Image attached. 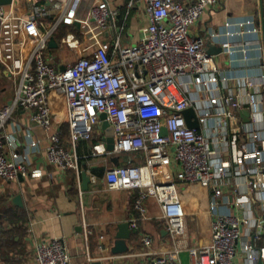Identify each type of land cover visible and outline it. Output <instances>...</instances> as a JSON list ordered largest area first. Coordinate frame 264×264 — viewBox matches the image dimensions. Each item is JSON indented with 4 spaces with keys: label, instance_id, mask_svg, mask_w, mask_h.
<instances>
[{
    "label": "built area",
    "instance_id": "obj_1",
    "mask_svg": "<svg viewBox=\"0 0 264 264\" xmlns=\"http://www.w3.org/2000/svg\"><path fill=\"white\" fill-rule=\"evenodd\" d=\"M142 1L147 25L136 44H122L109 0L91 3V19L100 29L113 30L115 38L109 46H98L89 54L74 46L77 58L66 63L64 70L47 54L57 23L44 26V9L38 7L30 15L16 16L0 5L7 57L20 74L13 100L0 106V130L15 109L29 110V148L44 154L59 173H80L77 147L81 140L92 139L93 127L101 123L100 113L105 112L114 129V149L109 151L102 140L94 145L92 155L145 154V162L133 164L129 160L112 166L104 178L108 190L135 192L138 216L129 222L131 228L137 229V220L147 218L146 200L154 198L161 206L170 238L176 242L186 229L180 184H199L211 190L208 208L214 218L211 241L187 248L191 264H234L239 250L247 264L259 260L264 264V72L259 78L240 76L236 88H231L227 85L230 77L208 53L204 37L190 33V28L220 0ZM55 5L62 6L63 0H56ZM225 25L237 26L238 30L211 36L259 31L255 18L227 21ZM21 33L33 39L24 58L15 56L16 38ZM68 36L74 39V35ZM222 46L229 54L240 48L248 59V45L227 39ZM52 94L65 103L67 139L64 121L54 125ZM186 110L191 111L190 120L197 121L198 128L188 124ZM245 111L248 115H243ZM18 146L11 134L0 136V178L5 181L29 174L28 155ZM90 177L97 179L94 174ZM226 190L231 192L230 205L243 210L240 216L217 211ZM141 239L144 254L150 256L148 264H182L181 247L150 251L152 236L144 233ZM34 261L69 264L64 239L36 238Z\"/></svg>",
    "mask_w": 264,
    "mask_h": 264
},
{
    "label": "crops",
    "instance_id": "obj_2",
    "mask_svg": "<svg viewBox=\"0 0 264 264\" xmlns=\"http://www.w3.org/2000/svg\"><path fill=\"white\" fill-rule=\"evenodd\" d=\"M55 1L12 0L10 4L2 6L7 13H14L16 16L30 15L41 7L45 12L41 19L44 26L50 27L57 23L53 36L59 41V46L57 48L49 46L47 54L58 67L66 64L64 57L61 58L64 49L61 40L67 33H77L83 42L85 54L91 53L98 46H109L114 40L116 33L113 30L100 29L89 16V6L96 0H63L60 7L55 5ZM180 1L186 3L188 0ZM261 1L264 5V0H220L190 28L192 35L204 37L208 53L215 57L220 70L230 77L227 85L231 88H236L237 78L240 76L259 78L264 72ZM109 2L116 12L114 18L120 29L118 32L121 34L122 44L138 42L147 25L143 1L109 0ZM252 18H255L259 26L257 33L232 36L224 34L220 38L211 36L212 33L238 30L237 26H226L227 21L241 22ZM44 29L42 27L43 31ZM227 39L236 45H248V59L244 57L240 48L233 54L227 53L222 46V41ZM32 45L33 39L21 33L16 38L15 56L24 58ZM74 54L76 55L75 51ZM10 59L7 57L0 27V106L13 100L19 85L20 74L14 70ZM52 100L55 111L54 125L58 126L59 121H64L62 122L64 128L67 123L65 103L60 98H54L53 94ZM30 116L29 110L15 109L11 119L0 130L1 137L11 134L17 138L18 150L28 155L30 163L28 176L11 181L0 178V264H35L36 238L41 240L63 238L70 255L69 264H148L150 256L144 254L145 247L141 239L144 233L150 234L153 238L150 251H170L175 247H181L180 262L191 264L192 258L187 248L207 245L211 241V221L214 213L211 214L208 208L211 197V190L208 187L199 184H193L191 187L180 184L182 201L186 209V229L176 242L170 238L161 206L154 198L146 200L148 216L137 220V229L129 225L121 230V224L130 222L132 218L138 216L134 208L135 192L129 189L108 190L104 180L106 170L112 166L126 164L129 160L133 164L143 163L145 154L136 151L120 155L108 153L92 155L94 145L106 140L101 120V123L93 127L92 139L81 140L77 147V152L81 156L80 173L74 170L59 173L47 162L44 154L29 148L26 125L30 123ZM66 127L69 129L68 124ZM38 133L40 136L43 134L41 130ZM168 170L171 171V168ZM83 171L97 177L95 181L91 180L87 190L82 189ZM17 195H21L22 205L14 202ZM230 200L231 192L226 190L217 211L240 216L243 210L230 205ZM122 232L126 238H121ZM6 240H10L12 244H8ZM119 244L123 247L120 248ZM234 264H247L245 254L241 250L238 251Z\"/></svg>",
    "mask_w": 264,
    "mask_h": 264
},
{
    "label": "water",
    "instance_id": "obj_3",
    "mask_svg": "<svg viewBox=\"0 0 264 264\" xmlns=\"http://www.w3.org/2000/svg\"><path fill=\"white\" fill-rule=\"evenodd\" d=\"M12 2V0H0V4L1 5H6V4H10ZM261 12H262V25H263V30H264V5H263V2L261 1ZM49 46L51 48H57L59 46V41L54 37L52 36L49 40ZM62 70H64V66L61 67ZM185 116L187 117V120H188V124L191 126V127H196L198 128L199 127V124L197 121H192L190 120V115H191V111L190 110H186L184 112ZM248 115V112L245 111L243 113V115ZM100 118L102 120V129L105 131V135H106V142H107V149L109 151H112L114 149V143H115V139H114V129L112 126H110L109 122L106 120L107 118V115L106 113H100ZM245 120H247V117L245 116ZM164 133H165V130H164ZM82 179H83V182H82V189L83 190H87L89 188V185H90V182H91V178H90V175H88L86 173V171H83L82 172ZM14 202L18 205H22V197L21 195H17L15 198H14ZM129 222H126V223H123L120 225V229H125L127 226L129 227ZM126 235V234H125ZM121 238H124V232H122L120 234ZM126 238V237H125ZM120 248L123 247L122 244H119L118 245ZM256 264H262V261L259 260Z\"/></svg>",
    "mask_w": 264,
    "mask_h": 264
},
{
    "label": "rangeland",
    "instance_id": "obj_4",
    "mask_svg": "<svg viewBox=\"0 0 264 264\" xmlns=\"http://www.w3.org/2000/svg\"><path fill=\"white\" fill-rule=\"evenodd\" d=\"M68 34L74 35V39H72L71 37H66ZM72 39V40H69ZM63 40V41H62ZM62 44L64 45V49H62V53H61V58L64 57L66 63H72L76 60V55L74 54V50H76L75 48L77 47L79 49V51L81 53L84 54V50H83V42H81L79 36L77 35V33L74 32H70L67 33L63 38H62ZM137 42L133 43L136 44ZM76 46V47H74ZM67 47V49H66ZM70 49V50H69Z\"/></svg>",
    "mask_w": 264,
    "mask_h": 264
},
{
    "label": "trees",
    "instance_id": "obj_5",
    "mask_svg": "<svg viewBox=\"0 0 264 264\" xmlns=\"http://www.w3.org/2000/svg\"><path fill=\"white\" fill-rule=\"evenodd\" d=\"M67 124V123H66ZM66 124L64 125V135H65V137H67L68 136V129H67V127H66ZM3 234H5V232H3ZM8 238V237H7ZM7 241V243L8 244H12V242L10 241V240H6Z\"/></svg>",
    "mask_w": 264,
    "mask_h": 264
}]
</instances>
